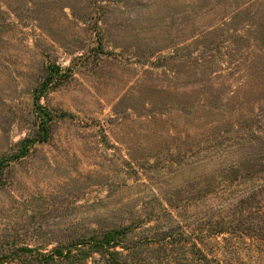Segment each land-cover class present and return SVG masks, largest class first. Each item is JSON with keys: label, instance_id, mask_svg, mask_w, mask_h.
<instances>
[{"label": "rangeland", "instance_id": "374dc122", "mask_svg": "<svg viewBox=\"0 0 264 264\" xmlns=\"http://www.w3.org/2000/svg\"><path fill=\"white\" fill-rule=\"evenodd\" d=\"M0 264H264V0H0Z\"/></svg>", "mask_w": 264, "mask_h": 264}, {"label": "trees", "instance_id": "16d2710c", "mask_svg": "<svg viewBox=\"0 0 264 264\" xmlns=\"http://www.w3.org/2000/svg\"><path fill=\"white\" fill-rule=\"evenodd\" d=\"M38 99V97H37ZM37 108H39V110L41 109L42 110V107H40L39 105H37ZM47 115V113H45ZM115 242V239L113 240ZM112 241V242H113ZM105 243L101 242L99 245L100 246V249L101 250H106V251H109V245L107 244H110V241H105ZM116 245V243H114ZM110 254H112L113 256L117 254L116 251H110L109 252ZM72 254V251L71 250H65V249H55V250H52L49 254L45 255V258H47V261H52L54 259H66L68 260L69 257L71 256Z\"/></svg>", "mask_w": 264, "mask_h": 264}]
</instances>
